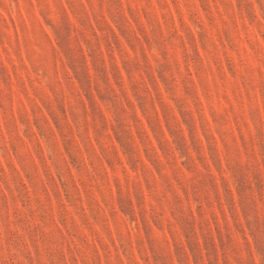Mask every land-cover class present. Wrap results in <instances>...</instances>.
<instances>
[{"label":"rangeland","instance_id":"1","mask_svg":"<svg viewBox=\"0 0 264 264\" xmlns=\"http://www.w3.org/2000/svg\"><path fill=\"white\" fill-rule=\"evenodd\" d=\"M0 264H264V0H0Z\"/></svg>","mask_w":264,"mask_h":264}]
</instances>
